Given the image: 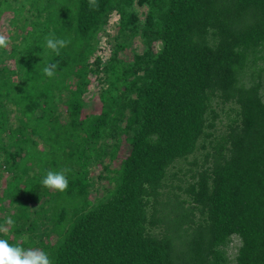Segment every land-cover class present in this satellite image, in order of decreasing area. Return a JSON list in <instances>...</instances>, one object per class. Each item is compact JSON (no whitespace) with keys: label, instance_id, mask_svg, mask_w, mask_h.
<instances>
[{"label":"trees","instance_id":"1","mask_svg":"<svg viewBox=\"0 0 264 264\" xmlns=\"http://www.w3.org/2000/svg\"><path fill=\"white\" fill-rule=\"evenodd\" d=\"M18 1L0 0L16 30L0 49V211L14 210L0 225L15 222L0 239L35 248L48 227L56 243L38 244L53 264H232L237 237L233 263L264 264V0ZM114 13L113 54L92 62ZM50 35L70 41L59 55ZM136 38L144 52L120 59ZM93 76L100 109L86 113ZM219 105L233 118L217 136ZM61 169L66 192L42 185Z\"/></svg>","mask_w":264,"mask_h":264},{"label":"rangeland","instance_id":"2","mask_svg":"<svg viewBox=\"0 0 264 264\" xmlns=\"http://www.w3.org/2000/svg\"><path fill=\"white\" fill-rule=\"evenodd\" d=\"M13 3L19 2L18 0H12ZM18 4V3H17ZM142 11V10H141ZM13 13L8 11L4 13L2 20L0 21V34L5 35L8 40H9V46L7 48V51H10V49L13 46V39L12 35L16 32V30L11 26V20L13 19ZM119 15L117 13H114L109 20V23L102 29V31L98 35V46L96 53L94 57L91 59L92 62L95 61L96 58L100 57L104 62L108 61L112 54L113 51L116 47V42L118 41V33H119ZM21 22V20H20ZM161 49V44H156L155 45V50L158 51ZM145 50V46L142 44V41L140 38H136L133 40L132 45L123 53L119 54L120 59L124 60H132L133 56L136 54H142ZM2 65L7 66L9 69H15L16 64L15 61L6 59L2 63ZM100 81L97 77H92V84L89 88V92L85 95V100H86V113H92V112H98L100 109V102H99V92H100ZM231 105L227 106H218L217 110L220 112L221 117L220 120L217 122V130H216V135L219 136L223 134L227 128L228 122L233 118V113L231 112ZM130 152V147L128 145H125V147L122 149L120 152V161L121 159L125 158ZM197 158L198 160H202L203 158V152H198L196 153L195 156H191L188 158L186 161H178L174 167H172L169 170V175H177L178 177H182L183 174L187 171V169L190 168V162L194 161V159ZM120 161L112 165L111 168H118ZM102 167L99 166L98 168H95L92 170V175L96 177V179L99 177V175L102 173ZM10 179V175L5 172V170H1L0 173V194L4 191V188L7 184V182ZM177 183V182H176ZM108 182L105 180H97L96 183V188L98 190V193H93L91 196V199H94L98 195H103V187H108ZM14 210L10 207L8 202H5L4 209L0 211V217H5L6 215L12 214ZM50 228L45 227V226H40L39 229L36 231V244L38 245L37 247L33 249H39L38 243H41L44 241L45 244L49 245H54L56 243V236L50 234ZM24 233V232H23ZM6 235H10L11 237H14V233H11L10 229ZM24 238H28V233H24ZM30 236V235H29ZM29 239V238H28ZM240 240L237 237H234L231 244L229 245L228 248V254L229 257L233 263V259L237 253V250L240 246Z\"/></svg>","mask_w":264,"mask_h":264},{"label":"clouds","instance_id":"3","mask_svg":"<svg viewBox=\"0 0 264 264\" xmlns=\"http://www.w3.org/2000/svg\"><path fill=\"white\" fill-rule=\"evenodd\" d=\"M90 9H98V0H89ZM46 48L56 55L60 54V50L66 48L70 41L62 38H54L53 36L45 37ZM9 40L5 35L0 34V49H7ZM42 73L48 77H54L57 65L49 63L43 58ZM69 169H61L59 171H48L45 178L42 180V185L50 190L58 192H66L68 189V179L66 173ZM11 217L6 218L5 223L0 225V233L7 234L10 227L14 225ZM0 264H53L49 255L39 249H25L19 244L12 245L7 239H0Z\"/></svg>","mask_w":264,"mask_h":264}]
</instances>
